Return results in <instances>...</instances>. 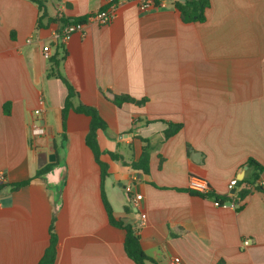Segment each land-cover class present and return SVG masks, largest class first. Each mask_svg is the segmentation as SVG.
<instances>
[{
	"label": "crops",
	"instance_id": "crops-1",
	"mask_svg": "<svg viewBox=\"0 0 264 264\" xmlns=\"http://www.w3.org/2000/svg\"><path fill=\"white\" fill-rule=\"evenodd\" d=\"M41 1L38 29L35 0H0V264H38L54 219V264H137L109 221L102 169L86 143L90 117L70 111L64 128L68 89L47 77L44 44L59 54L75 104L107 124L98 132L103 192L154 261L145 264H264V0H209L206 21L188 24L170 0L157 10L140 0ZM103 9L110 24L88 19ZM65 18L84 27L62 41ZM115 95L149 101L118 107ZM33 121L45 136L32 134ZM146 145L148 174L130 166ZM52 153L57 165L37 177ZM191 177L231 200L218 206L191 192Z\"/></svg>",
	"mask_w": 264,
	"mask_h": 264
},
{
	"label": "trees",
	"instance_id": "trees-1",
	"mask_svg": "<svg viewBox=\"0 0 264 264\" xmlns=\"http://www.w3.org/2000/svg\"><path fill=\"white\" fill-rule=\"evenodd\" d=\"M157 4H161L162 0H154ZM173 4V6L176 8V10L180 13V17L182 21L186 24L188 23H196L200 22L203 23L206 21V10L210 7V1L209 0H185L184 2L180 0H170ZM35 2L38 3L40 11H42V16L38 20L37 28H43L44 24L42 22L43 19L47 17L46 13V7L43 1L41 0H35ZM78 23H84V19H70L65 18L61 20V28L62 30L67 24H78ZM62 32V31H61ZM60 32V33H61ZM50 62V68L48 69V78H59L63 81V83L66 85L68 89V94L64 103V107L62 110V116H63V125L65 128V122L67 120L68 113L70 111H74L75 113L84 114L90 117L91 123H90V130L86 137V143L88 147L92 150L94 153L96 162L100 165L102 169V197L103 201L108 213L110 224L122 229L125 232L124 237V247L126 250V253L128 256L134 260L137 264H145L146 262H152L154 263L153 259L150 258L143 250L141 245L140 237L134 232L132 227L130 225L124 224L123 221L117 220L114 217L113 209L110 206L104 192H103V183L105 178L108 176V165L101 161V155L104 154L100 149L99 143H98V132L100 130H105L107 128V124L104 121V119L101 117L100 113L96 108L90 105L83 104L82 102H79L78 104H75L74 99H78V93L77 91L70 85L68 80L62 75V73L59 70V66L61 63V59H59V54L55 53L54 56H52L49 60ZM149 101L148 98H143L141 100H137L129 95H115L113 98V102L116 106L122 107L125 103H131L135 104L137 106H143ZM146 141V140H144ZM149 148L146 145L143 150V154L139 162H133L130 164L131 167L134 169H140L143 170L144 173H149ZM112 160H122V156L113 153V152H107ZM57 165V162L49 163L45 167L41 168L37 172V177H41L51 171L53 167ZM250 165H254L257 167H260L256 162L250 161ZM29 182H22L17 183L13 187L15 189L21 188L23 186H26ZM197 194V193H195ZM250 194L249 191H241L239 192L235 198L238 200V202L243 201L248 195ZM203 197H212L213 199L218 200L221 204L226 203L227 201H230V198L218 196L215 193L210 194H197ZM129 209L126 207V211ZM55 219L52 221V224L50 226V242L48 247L46 248L42 258L38 262V264H54L57 258V249H58V237L55 231Z\"/></svg>",
	"mask_w": 264,
	"mask_h": 264
},
{
	"label": "built area",
	"instance_id": "built-area-1",
	"mask_svg": "<svg viewBox=\"0 0 264 264\" xmlns=\"http://www.w3.org/2000/svg\"><path fill=\"white\" fill-rule=\"evenodd\" d=\"M111 1V0H110ZM140 7L143 10H157L159 9L160 5L157 4L154 0H140ZM66 11L65 4H62L57 8V14L58 17L61 19L64 17ZM114 14L111 13L108 9L100 10L99 12H96L95 14L91 15L88 19L94 22L99 23L100 25H108L113 20ZM84 27L83 23L78 24H67L62 32L58 34V38L62 41L68 40L74 33L76 32H82ZM43 57L46 60H50L52 57V49L49 44H44L43 46ZM41 104H43V100L41 101ZM36 114H40V110L35 111ZM32 134L36 137L45 136L47 134L46 129L37 124L35 121L32 123ZM4 180L3 176H0V181ZM238 180H232L229 189H232L233 186L236 185ZM264 186V183H263ZM188 188L191 192L197 193V194H210L213 193L212 187L210 184L203 178L200 177H191L189 179ZM232 196V194L230 195ZM142 199L141 195H137L134 200L135 206L138 208L140 200ZM214 202L218 206H224L225 204H221L218 200L214 199ZM142 218L145 219L146 215L143 214ZM250 242L248 240L244 241V245H248ZM180 258H175L173 261V264H179Z\"/></svg>",
	"mask_w": 264,
	"mask_h": 264
},
{
	"label": "water",
	"instance_id": "water-1",
	"mask_svg": "<svg viewBox=\"0 0 264 264\" xmlns=\"http://www.w3.org/2000/svg\"><path fill=\"white\" fill-rule=\"evenodd\" d=\"M180 1L184 2L185 0H180ZM42 155L45 156V154H42ZM56 159H57V155H56L55 153H52V154H50V155L46 158V161H49V162L53 163V162L56 161ZM46 161H45L44 163H46ZM42 165H43V164H40V167H41ZM235 193H236V188H233V189L231 190V194L233 195V194H235ZM229 204H232V202H229Z\"/></svg>",
	"mask_w": 264,
	"mask_h": 264
}]
</instances>
